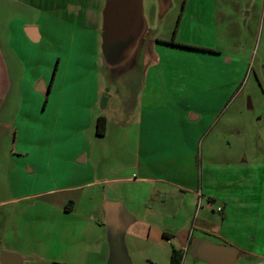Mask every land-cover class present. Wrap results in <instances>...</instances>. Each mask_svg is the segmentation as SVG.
I'll return each mask as SVG.
<instances>
[{
    "label": "crops",
    "instance_id": "obj_1",
    "mask_svg": "<svg viewBox=\"0 0 264 264\" xmlns=\"http://www.w3.org/2000/svg\"><path fill=\"white\" fill-rule=\"evenodd\" d=\"M82 1L66 10L56 1L0 0V253L21 256L22 264H108L114 232L91 216L103 210L77 207L71 193L132 180L182 188L165 177L167 163L188 157L187 146L202 136L208 115L224 99L219 78L227 88L228 73L243 62L214 46L184 44L179 34L175 44L152 43L156 59L135 83L134 126L121 127L108 114L111 96L103 97L98 74L102 3ZM100 116L106 118L103 136L96 134ZM156 141L170 142L173 160L167 150L152 160ZM235 248V264H264V254Z\"/></svg>",
    "mask_w": 264,
    "mask_h": 264
},
{
    "label": "rangeland",
    "instance_id": "obj_2",
    "mask_svg": "<svg viewBox=\"0 0 264 264\" xmlns=\"http://www.w3.org/2000/svg\"><path fill=\"white\" fill-rule=\"evenodd\" d=\"M49 1L62 2L66 10L83 2ZM101 3L102 9L105 0ZM141 18L135 40L106 47L100 39L101 89L103 97L111 96L108 114L122 121L118 123L121 127L134 126L139 109L133 98L139 91L135 83L143 81L148 65L156 59L152 43L179 34L184 44L214 46L243 62L235 63L228 73L227 88L222 89L224 81L219 78L218 90L224 99L208 115L209 126L202 129V136L196 141L193 137L187 146L188 157L167 163L165 177L182 188L157 181H121L83 188L71 193V200L77 207L101 208L104 215L96 212L91 216L105 226L131 221L123 243L132 264H170L172 249L182 251L181 264H206L192 250L204 239L264 254V0H141ZM58 54L64 61V55ZM58 57L49 60L53 61L51 81ZM79 57L88 61L81 54ZM65 70L69 69L62 68L63 76ZM44 73L43 68L40 74ZM82 75L86 70L73 77ZM164 145L155 142L152 160L162 150L169 151L173 160L174 147L168 141ZM38 176L49 181L48 174ZM40 181L38 189L43 187ZM48 204L38 202L39 206ZM213 230H219L222 238ZM164 233L172 236L166 239ZM188 237L193 238L191 244Z\"/></svg>",
    "mask_w": 264,
    "mask_h": 264
},
{
    "label": "water",
    "instance_id": "obj_3",
    "mask_svg": "<svg viewBox=\"0 0 264 264\" xmlns=\"http://www.w3.org/2000/svg\"><path fill=\"white\" fill-rule=\"evenodd\" d=\"M141 19V0H105L101 9V45L107 47L135 40L139 35ZM128 225L126 221L112 226L118 233L111 236L108 264H132L123 243ZM107 227L111 229V224ZM192 250L199 260L207 264H235L238 256V250L233 246L208 242H196ZM24 261L21 256L10 252L0 253V264H22Z\"/></svg>",
    "mask_w": 264,
    "mask_h": 264
},
{
    "label": "trees",
    "instance_id": "obj_4",
    "mask_svg": "<svg viewBox=\"0 0 264 264\" xmlns=\"http://www.w3.org/2000/svg\"><path fill=\"white\" fill-rule=\"evenodd\" d=\"M174 37L171 38V40L169 41L171 44H175L174 43ZM54 72H55V69H54ZM105 132H106V118L104 116H100L96 120V134L99 135V136H103L105 134ZM69 204L70 203H68V205ZM68 205H66V207H68ZM127 221L130 224L131 221L129 219ZM163 237L166 238V239L170 238L165 233L163 234ZM182 259H183L182 251L172 249L171 254H170V264H181Z\"/></svg>",
    "mask_w": 264,
    "mask_h": 264
},
{
    "label": "flooded vegetation",
    "instance_id": "obj_5",
    "mask_svg": "<svg viewBox=\"0 0 264 264\" xmlns=\"http://www.w3.org/2000/svg\"><path fill=\"white\" fill-rule=\"evenodd\" d=\"M168 42H169V41H168ZM110 224H111V227H112V226H114L115 224H117V222L115 223V222L113 221V222H111ZM112 229H113V232H114V233H118V230H115L113 227H112ZM114 233H113V234H114Z\"/></svg>",
    "mask_w": 264,
    "mask_h": 264
}]
</instances>
